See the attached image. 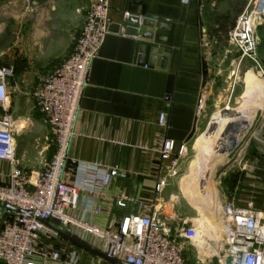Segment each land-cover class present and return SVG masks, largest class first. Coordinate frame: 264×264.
<instances>
[{"label": "crops", "instance_id": "crops-1", "mask_svg": "<svg viewBox=\"0 0 264 264\" xmlns=\"http://www.w3.org/2000/svg\"><path fill=\"white\" fill-rule=\"evenodd\" d=\"M93 1L0 0V63L13 71L8 81L7 111L0 105V115L9 114L16 123V160L28 173L43 172L56 150L52 131L33 93L40 80L73 53ZM225 1L215 0L213 5V0H109V33L91 64L69 156L80 164L117 168L123 175L112 180L107 198L95 194L91 204L84 196L81 209L71 212L75 218L104 230L114 229L128 215L159 213L173 234L182 227H197L199 211L184 194L177 167L182 159L180 150L187 149L198 134L203 116L211 108L210 99L221 90L215 83L221 71L212 66L213 45L218 43L208 34L204 12L206 8L220 12L215 7ZM230 11L227 8L220 13ZM62 14L80 18L79 28L68 31L70 37L64 48V25L58 19ZM149 16L168 21L155 20L153 28L129 22ZM159 24L165 28L159 29ZM128 29L138 34L128 35ZM226 42L231 45L230 40ZM163 114L166 125L160 126ZM166 141L174 143V152L163 159L161 150ZM73 162L72 172L65 176L69 184L76 179ZM10 171V163L0 161L4 183ZM163 181V191L158 193ZM121 198H133L144 208L135 203L121 207L117 204ZM249 200L257 210L264 211V161L259 158L243 167L236 192L226 205L243 207ZM97 207L102 208L101 214L95 213ZM11 216L0 214V233ZM47 228L37 248L61 253L60 262L48 264H73L72 253L76 255L74 264H111ZM71 230L104 252V246L94 238ZM0 264L5 262L0 260ZM36 264L41 261L37 259Z\"/></svg>", "mask_w": 264, "mask_h": 264}, {"label": "built area", "instance_id": "built-area-1", "mask_svg": "<svg viewBox=\"0 0 264 264\" xmlns=\"http://www.w3.org/2000/svg\"><path fill=\"white\" fill-rule=\"evenodd\" d=\"M264 20V0H251L238 16L235 27L229 34L230 43L237 48L241 60L248 59L258 64L256 29ZM109 0H94L77 39L73 53L53 73L43 77L33 97L39 112L50 127L56 150L43 172L28 173L18 166L16 160L17 126L9 114L0 115V161L9 162L11 171L4 183L0 174V203L16 209L30 211L33 218L11 216L0 233V260L5 264H41L60 262L59 251H41L37 242L41 234L48 233L45 221L59 220L75 229L76 234L92 237L104 246V253L126 264H191L179 239L195 245L198 237L196 226L182 227L173 234L159 213L152 216L128 215L114 229H98L75 218L71 212L81 209V200L93 204V196L107 198L106 191L112 180L123 174L117 168L101 163L84 165L73 162L69 156L73 128L80 112L83 92L88 84L92 62L97 58L109 33ZM13 76L11 68L0 63V105L6 109L8 81ZM166 125V116L159 119ZM185 148L179 152L182 157ZM174 152V143L164 142L162 158L168 159ZM76 168L75 182L65 181ZM178 160L174 162L177 165ZM165 181L157 188L162 193ZM87 194V195H86ZM135 203L140 209L144 204L133 198H121V207ZM96 214L102 213L97 207ZM2 214V212H0ZM224 232L230 234L226 248L212 258L217 264H264V211L257 210L253 200L243 207L227 204L222 208ZM198 252V250H197ZM75 253L71 260H75ZM199 264H212L211 257L201 259Z\"/></svg>", "mask_w": 264, "mask_h": 264}, {"label": "rangeland", "instance_id": "rangeland-1", "mask_svg": "<svg viewBox=\"0 0 264 264\" xmlns=\"http://www.w3.org/2000/svg\"><path fill=\"white\" fill-rule=\"evenodd\" d=\"M214 1L215 0H213V5ZM250 1L251 0H228L223 2V4H219L215 8L221 12V10L223 11L227 8H231L232 10L234 7L239 8L244 5V11L250 4ZM59 17L60 18L58 19L64 25V35L62 37V46L64 48L67 46L68 39L70 37L68 31H70V29L75 30L76 28H79L80 18H74V16L70 17L69 14H62ZM256 37L258 39V46L256 50L258 64L253 63L248 59L241 60L239 51L232 44L229 45L227 42H221L218 43V45H213L214 52L212 57V66H214V69L217 72L221 71V74L215 83L219 85L218 88L221 90L219 93H214V98L210 99L209 102L211 103H208V106L211 108L209 109L208 114L203 116L202 125H200L198 134L194 137L187 148L186 153L182 156V159L178 164L177 168L179 170V179L188 173L190 162L196 155V142L198 137L204 132H213L215 130L216 125L212 120L214 115L216 113H220L223 116L236 115L235 110L241 103L240 97L245 90L244 79L248 73L253 72L264 81V20L259 26H257ZM10 41H12V39H10L9 42ZM222 88L225 89V93H223ZM227 90H229L228 93ZM255 103L257 106L254 104L251 105V111L248 112L249 116L247 117V121L244 123V126L242 124L243 127L236 126L230 129L236 133L234 134V144H232L231 148L226 151L223 150L222 152H216V150H218V145L216 150L211 153L208 162H206L203 168L204 173L201 172L198 175L197 184L200 187L208 185V187L214 192L216 207L219 201L220 217L222 215V208L227 202H229L233 194L236 192L237 181L242 175L243 167L256 158L264 161V97L257 99ZM223 159H225L224 162H222ZM183 185L184 194L190 201H193V204L196 207L200 206L198 205L199 202L196 201V198L188 193L187 184L183 183ZM196 217L197 219L199 218L198 214ZM179 242L185 249L187 260L191 264H199V259L197 258L198 252L194 244L182 239H179ZM220 242L214 241L211 244L213 249L217 252L219 251V245L220 247L223 246L221 250L226 248L227 245L225 241ZM211 261L212 264H217L216 258H212Z\"/></svg>", "mask_w": 264, "mask_h": 264}, {"label": "bare ground", "instance_id": "bare-ground-1", "mask_svg": "<svg viewBox=\"0 0 264 264\" xmlns=\"http://www.w3.org/2000/svg\"><path fill=\"white\" fill-rule=\"evenodd\" d=\"M244 83L245 90L240 97L241 103L235 110L236 115L223 116L220 113L214 115L212 120L216 125L215 130L213 132H204L198 137L196 142V155L190 162L188 173L181 178V181L184 184H187L188 193L191 196H194L196 201L199 202L198 205H200L197 207L199 209L200 217L195 220L198 237L194 246L198 250L200 258L203 260L217 255L223 246L220 247L219 245V251L217 252L213 249L211 244L214 241H225L227 244L230 234L224 232L225 222L219 214V201L216 207L214 192L208 187V185L200 187L197 184V179L201 172L204 173L203 168L206 162H208V159H210L211 153L216 150L218 145V150H216V152H222L223 150L226 151L231 148L232 144H234V134L236 133L230 129L236 126L241 127L242 124L244 126V123H246L247 117L249 116L248 112L251 111V105L254 104L257 106L255 101L264 97V81L261 77L250 72L245 77ZM224 161L225 159L222 160V162Z\"/></svg>", "mask_w": 264, "mask_h": 264}, {"label": "water", "instance_id": "water-1", "mask_svg": "<svg viewBox=\"0 0 264 264\" xmlns=\"http://www.w3.org/2000/svg\"><path fill=\"white\" fill-rule=\"evenodd\" d=\"M155 20H158L161 22L168 21V20H165L163 18H157V17L149 16V17H147L146 20H140L138 18H131V19H129V22L132 24H135V25H141L143 27L153 28L155 25V23H154ZM158 28L159 29L165 28V25L159 24ZM126 34L135 36L138 34V31L133 30V29H128L126 31ZM142 37L146 38L147 36L145 34H142ZM0 212L7 213V214L12 215V216H18V217L29 218V219L33 218V213L30 211H24V210L16 209L14 207H10V206L2 204V203H0ZM45 225L48 227H51L53 230H55L57 233L64 236L70 242L74 243L75 245L79 246L80 248L84 249L85 251L103 259L104 261H107L111 264H126V263L119 261L117 259L108 257L104 252L97 250L96 248H94L92 245L88 244L83 239L72 234L71 228L68 226H65L59 220H56V219L47 220V221H45Z\"/></svg>", "mask_w": 264, "mask_h": 264}, {"label": "trees", "instance_id": "trees-1", "mask_svg": "<svg viewBox=\"0 0 264 264\" xmlns=\"http://www.w3.org/2000/svg\"><path fill=\"white\" fill-rule=\"evenodd\" d=\"M244 5L234 7L230 12L220 13L206 8L204 14L207 21L208 34L217 43L229 41V34L235 27L238 16L243 12Z\"/></svg>", "mask_w": 264, "mask_h": 264}]
</instances>
